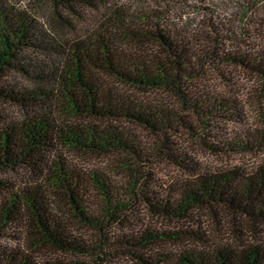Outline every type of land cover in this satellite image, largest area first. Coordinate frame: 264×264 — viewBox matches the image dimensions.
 Returning <instances> with one entry per match:
<instances>
[{
  "label": "trees",
  "instance_id": "1",
  "mask_svg": "<svg viewBox=\"0 0 264 264\" xmlns=\"http://www.w3.org/2000/svg\"><path fill=\"white\" fill-rule=\"evenodd\" d=\"M28 2L49 4L59 19L48 28L0 0V105L30 112L10 121L0 107V171L33 178L0 179V264H264V244L219 243L198 218L219 208L264 227V114L247 126L239 83L254 77L264 103V0ZM76 6L98 14L87 20ZM59 9L87 28L69 35ZM50 45L57 63L34 66L30 54ZM13 71L45 84L19 89ZM187 143L263 159L211 168ZM159 166L176 172L161 191ZM143 208L179 227H142Z\"/></svg>",
  "mask_w": 264,
  "mask_h": 264
},
{
  "label": "rangeland",
  "instance_id": "2",
  "mask_svg": "<svg viewBox=\"0 0 264 264\" xmlns=\"http://www.w3.org/2000/svg\"><path fill=\"white\" fill-rule=\"evenodd\" d=\"M29 0H6L8 5L13 6L14 8L20 9L25 8L29 10L36 18L39 23L43 25H47L49 28V24L54 22V19H59L54 13V9L49 5H44L41 9H35V3L28 2ZM113 0H111L112 2ZM77 11L81 12L84 15V18L87 20L93 18L96 14H98V10L93 7H81L76 6ZM59 13L66 20L71 21V24L74 26L72 29L68 30L69 35H73L76 32L81 33L85 30L89 23H85L82 20H78V16L74 13H68L64 9H59ZM66 24V23H65ZM67 25V24H66ZM56 34V33H55ZM63 34L56 35L57 37ZM64 37V36H62ZM60 38V37H59ZM47 41V39H46ZM54 46V45H53ZM50 45L48 48V53L44 54L43 52H37L30 54L31 59H33L34 66H40V64L44 63L46 67H50L53 63H57L59 59V55L56 52L57 50ZM239 83L242 86V101L244 103L245 109V120L246 124L249 127H257L260 125L261 115L264 114V103H260L259 98L257 96V91L260 90V82L254 79V77L250 75L241 74L239 76ZM33 74H19L17 72H11L9 74V80L15 87L21 89H36L40 88L41 85H44L45 81L42 84L36 83V79ZM51 84V83H50ZM215 88L219 89L221 92L226 90L225 87H221L219 84H215ZM136 95L148 96L150 98H154L156 96L153 92L151 94H143L136 93ZM0 107L4 110L10 121H22L28 116H30V112L28 109H24L20 106L10 105V104H1ZM237 126H231V128L235 129ZM245 128L239 125V128ZM237 129V128H236ZM142 135H146V132L143 130H137ZM188 149H190V153L193 157H196L200 162L204 165L209 166L211 168L214 167H222V166H243L247 168H255L257 167L261 161L263 156H252V155H232V156H214L207 152H205L202 148L197 145L187 143L185 145ZM71 157L77 160L79 163L83 165H88L89 167L94 166H107L105 160L96 159V161H92L89 165L88 162L83 160L79 161L77 157L71 154ZM77 162V163H78ZM156 176L159 183H156L154 189L157 191L163 190V188L167 187L168 183L171 182L172 177L176 175V172L170 170L168 167L159 166L155 169ZM0 179H6L13 184L21 186L24 184H29L33 181V178L23 169L16 170H3L0 171ZM217 217L214 215L213 211L209 208H204L198 211L199 221L202 223V230L208 233L213 239L217 240L219 243H229L232 245H239L242 241H248L252 244H264V227L260 226L258 223L254 224L245 218H242L238 215H234L230 212L217 208ZM139 221H143L142 227L149 228H178L179 225L176 223H168L165 219L156 217L152 215L145 208L141 210ZM139 224V223H138ZM128 226V225H126ZM135 228V225L131 224L129 226V230ZM115 231L120 232L121 230H126V227L120 229H114ZM4 244L9 247L15 246H24V241L17 239H9L5 240ZM68 257H63L62 259L66 260ZM44 259V258H43ZM54 260L58 259V257H53ZM42 261V264H44ZM120 264H131L127 262L125 259L119 260Z\"/></svg>",
  "mask_w": 264,
  "mask_h": 264
}]
</instances>
